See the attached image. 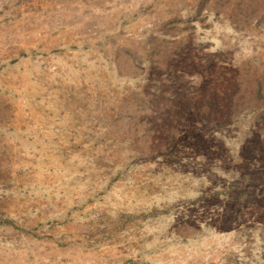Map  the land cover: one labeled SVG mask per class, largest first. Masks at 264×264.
I'll use <instances>...</instances> for the list:
<instances>
[{
  "label": "rangeland",
  "instance_id": "rangeland-1",
  "mask_svg": "<svg viewBox=\"0 0 264 264\" xmlns=\"http://www.w3.org/2000/svg\"><path fill=\"white\" fill-rule=\"evenodd\" d=\"M0 264H264V0H0Z\"/></svg>",
  "mask_w": 264,
  "mask_h": 264
}]
</instances>
